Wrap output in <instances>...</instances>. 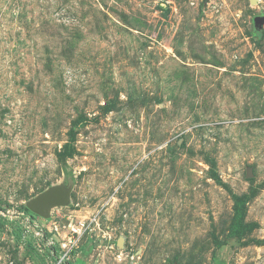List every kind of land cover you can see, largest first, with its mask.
<instances>
[{
	"label": "rangeland",
	"instance_id": "374dc122",
	"mask_svg": "<svg viewBox=\"0 0 264 264\" xmlns=\"http://www.w3.org/2000/svg\"><path fill=\"white\" fill-rule=\"evenodd\" d=\"M258 17L264 0H0V264L63 244L68 264H264ZM53 188L66 203L33 214Z\"/></svg>",
	"mask_w": 264,
	"mask_h": 264
},
{
	"label": "water",
	"instance_id": "95a60500",
	"mask_svg": "<svg viewBox=\"0 0 264 264\" xmlns=\"http://www.w3.org/2000/svg\"><path fill=\"white\" fill-rule=\"evenodd\" d=\"M258 2L259 0H250L252 5L257 4ZM255 23L261 27L264 23V17L256 18ZM66 201V194L60 188H53L33 199L28 204V208L33 214L48 218L52 207L62 205L66 203Z\"/></svg>",
	"mask_w": 264,
	"mask_h": 264
},
{
	"label": "built area",
	"instance_id": "2783aa9c",
	"mask_svg": "<svg viewBox=\"0 0 264 264\" xmlns=\"http://www.w3.org/2000/svg\"><path fill=\"white\" fill-rule=\"evenodd\" d=\"M62 248V251L56 256L53 264H68L70 261V246L68 244H63Z\"/></svg>",
	"mask_w": 264,
	"mask_h": 264
},
{
	"label": "trees",
	"instance_id": "16d2710c",
	"mask_svg": "<svg viewBox=\"0 0 264 264\" xmlns=\"http://www.w3.org/2000/svg\"><path fill=\"white\" fill-rule=\"evenodd\" d=\"M238 203L239 204H237L235 218H234V224H238L240 222V220L242 219V217H243V211H242L243 202L239 201Z\"/></svg>",
	"mask_w": 264,
	"mask_h": 264
}]
</instances>
